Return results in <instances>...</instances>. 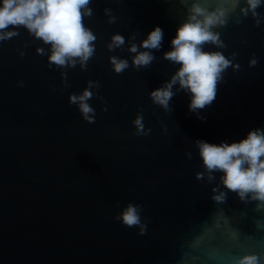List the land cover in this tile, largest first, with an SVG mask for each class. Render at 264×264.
Instances as JSON below:
<instances>
[{
  "label": "water",
  "instance_id": "obj_1",
  "mask_svg": "<svg viewBox=\"0 0 264 264\" xmlns=\"http://www.w3.org/2000/svg\"><path fill=\"white\" fill-rule=\"evenodd\" d=\"M193 4L225 10L211 29L220 43L202 50L230 63L210 105L191 111V93L177 83L165 109L150 93L180 67L164 54ZM88 8L83 24L96 39L84 67L50 64V44L23 26L0 40V264H235L247 254L264 264V203L228 190L220 171L210 180L196 143L264 131V0L255 16L241 11L247 0H90ZM156 26L161 48H142ZM115 35L124 43L109 49ZM133 44L152 53L149 65L133 64ZM111 57L128 67L116 73ZM90 81L99 85L87 101L94 123L69 102ZM138 115L146 134H136ZM130 203L142 208L143 233L116 219Z\"/></svg>",
  "mask_w": 264,
  "mask_h": 264
},
{
  "label": "clouds",
  "instance_id": "obj_2",
  "mask_svg": "<svg viewBox=\"0 0 264 264\" xmlns=\"http://www.w3.org/2000/svg\"><path fill=\"white\" fill-rule=\"evenodd\" d=\"M238 2L239 0H232L233 6ZM89 3L90 0H0V40L17 35L15 31H6L9 26H23L36 38L50 44V64L60 67L75 66L79 60L81 67H84L93 55V41L96 39L83 24V17L91 15ZM260 4L261 0H247V10L241 11L245 15L247 11H252L255 16V9ZM225 16L223 8L209 12L198 4L192 5L191 15L177 29L176 36L171 40V50L164 54L165 59L179 64L180 67L170 81L150 93L153 103L167 109L174 95L171 89L177 83L181 89L191 93V111L203 109L212 103L215 99L216 83L230 62L219 52H204L202 46L208 42L220 43L218 34L211 29L224 24ZM163 35L162 29L156 26L140 46L148 50H159ZM123 43L124 38L115 35L108 47L112 49ZM37 51L42 52V49ZM130 51L137 53L133 58V64L137 67L147 66L154 59L150 51L138 52L135 44ZM110 59L116 73H122L128 67L126 60L116 57ZM94 85L99 87L90 81L89 87L81 95L69 97L70 103H78L83 119L89 123L95 122L94 109L87 103L93 96L89 88ZM142 119L138 115L133 121L137 135L146 134ZM196 143L210 180L211 173L220 171L223 173L222 183L228 190L236 192L241 199L251 193L252 199L264 203V131L250 130L246 138L230 144H212L204 140H197ZM202 176V173H197L196 178L201 179ZM224 196L221 192L213 196V199L220 202ZM141 211V206L130 203L116 219L127 227L139 226L143 233L145 226L141 224ZM235 264H259V257L256 254H247L238 258Z\"/></svg>",
  "mask_w": 264,
  "mask_h": 264
}]
</instances>
